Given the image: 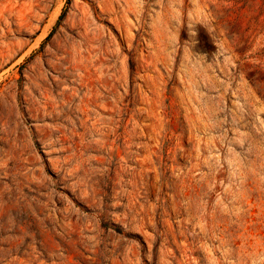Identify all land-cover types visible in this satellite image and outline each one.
I'll return each instance as SVG.
<instances>
[{
    "label": "rangeland",
    "instance_id": "rangeland-1",
    "mask_svg": "<svg viewBox=\"0 0 264 264\" xmlns=\"http://www.w3.org/2000/svg\"><path fill=\"white\" fill-rule=\"evenodd\" d=\"M0 264H264V0H0Z\"/></svg>",
    "mask_w": 264,
    "mask_h": 264
},
{
    "label": "bare ground",
    "instance_id": "bare-ground-1",
    "mask_svg": "<svg viewBox=\"0 0 264 264\" xmlns=\"http://www.w3.org/2000/svg\"><path fill=\"white\" fill-rule=\"evenodd\" d=\"M3 6H5V5H3ZM3 6H2V7H3ZM81 13H83V12H81ZM84 15H86V14H84ZM92 16H93V15H92ZM86 18H87V17H86ZM76 21H77V20H76ZM80 21H81V20H79V23H80ZM84 21H86V20H84ZM77 22H78V21H77ZM81 22H82V21H81ZM93 23H94V21H93ZM76 24H77V23H76ZM83 24H84V23H83ZM72 25H73V24H72ZM77 25H78V24H77ZM91 25H92V24H91ZM93 25H94V24H93ZM88 26H89V25H88ZM86 30H87V29H86ZM88 33H89V32H88ZM87 36H88V35H87ZM78 42H79V41H78ZM97 43H98V42H97ZM99 44H100V43H99ZM88 45H89V44H88ZM93 48H94V47H93ZM95 48H96V47H95ZM78 51H79V50H78ZM92 51H93V50H92ZM65 52H66V51H65ZM79 52H80V51H79ZM94 53H95V52H94ZM101 53H102V52H101ZM76 55H77V54H76ZM103 56H104V55H103ZM96 58H97V57H96ZM90 63H91V62H90ZM92 63H93V62H92ZM82 65H83V64H82ZM92 65H93V64H92ZM100 65H101V64H100ZM100 65H99V66H100ZM67 66H69V65H67ZM95 67H97V66H95ZM100 67H101V66H100ZM97 69H98V68H97ZM77 70H78V69H77ZM92 70H93V69H92ZM87 71L89 72V70H87ZM55 80H56V79H55ZM60 80H61V79H59V82H60ZM53 82H54V81H53ZM54 83H55V82H54ZM58 85H60V84H58ZM62 85H63V84H62ZM62 85H61V86H62ZM84 86H85V85H84ZM63 90H64V89H63ZM65 90H66V89H65ZM68 90H69V89H68ZM64 92H65V91H64ZM78 93H80V90H79ZM76 94H77V93H76ZM48 97H49V96H48ZM93 106H94V105H93ZM44 108H45V107H44ZM84 112H86V111H84Z\"/></svg>",
    "mask_w": 264,
    "mask_h": 264
}]
</instances>
